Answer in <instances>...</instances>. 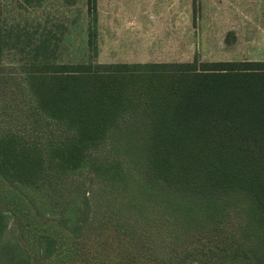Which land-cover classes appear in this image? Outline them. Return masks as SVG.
Segmentation results:
<instances>
[{
    "label": "rangeland",
    "instance_id": "374dc122",
    "mask_svg": "<svg viewBox=\"0 0 264 264\" xmlns=\"http://www.w3.org/2000/svg\"><path fill=\"white\" fill-rule=\"evenodd\" d=\"M139 7L152 12L154 27L134 26ZM91 20L87 0H0V137L15 134L45 148L34 131L47 123L27 119L36 106L25 81L35 46L45 45L50 61L72 65L264 62V0H97L96 52ZM133 122L127 116L122 130L89 150L83 167L48 171L38 186L0 176V212L7 216L0 264H243L231 261L235 249L222 252L225 234L213 224L186 222L141 194L143 168L123 135ZM43 237L55 244L48 258ZM6 244L17 259L3 253Z\"/></svg>",
    "mask_w": 264,
    "mask_h": 264
},
{
    "label": "trees",
    "instance_id": "16d2710c",
    "mask_svg": "<svg viewBox=\"0 0 264 264\" xmlns=\"http://www.w3.org/2000/svg\"><path fill=\"white\" fill-rule=\"evenodd\" d=\"M87 6L96 52L97 0ZM31 52L26 92L36 106L27 119L38 115L47 123L34 131L46 153L15 134L0 137L4 180L34 187L48 171L83 167L88 151L131 116L136 122L123 135L143 168L141 194L186 222L213 224L225 234L222 252L235 249L232 262L264 264V62L72 65L50 61L45 45ZM48 163L57 170L46 169ZM6 228L0 212V240ZM40 243L51 245L44 258L55 252L49 238ZM1 247L12 261L18 258L9 244Z\"/></svg>",
    "mask_w": 264,
    "mask_h": 264
},
{
    "label": "crops",
    "instance_id": "0c3cea01",
    "mask_svg": "<svg viewBox=\"0 0 264 264\" xmlns=\"http://www.w3.org/2000/svg\"><path fill=\"white\" fill-rule=\"evenodd\" d=\"M137 4H140V0H137ZM136 18H134V26L137 29H145L146 27H154L155 20L152 18V12H145L139 7L135 12Z\"/></svg>",
    "mask_w": 264,
    "mask_h": 264
}]
</instances>
